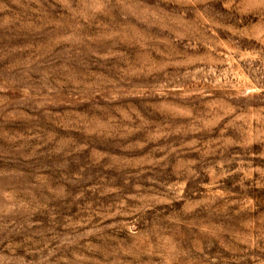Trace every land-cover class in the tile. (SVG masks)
<instances>
[{
	"label": "rangeland",
	"instance_id": "rangeland-1",
	"mask_svg": "<svg viewBox=\"0 0 264 264\" xmlns=\"http://www.w3.org/2000/svg\"><path fill=\"white\" fill-rule=\"evenodd\" d=\"M0 264H264V0H0Z\"/></svg>",
	"mask_w": 264,
	"mask_h": 264
}]
</instances>
